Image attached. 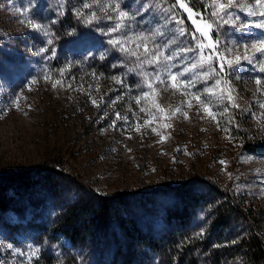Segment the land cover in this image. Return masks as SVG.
I'll use <instances>...</instances> for the list:
<instances>
[{"label": "rangeland", "instance_id": "1", "mask_svg": "<svg viewBox=\"0 0 264 264\" xmlns=\"http://www.w3.org/2000/svg\"><path fill=\"white\" fill-rule=\"evenodd\" d=\"M84 2L0 0V173L41 165L58 171L45 174V194L36 203L19 215L12 209L5 213L8 223L16 225L9 235L0 230V262L253 264L242 259L240 252L236 256L233 249L248 230L244 221L229 214L225 224L216 225L210 207L227 200L228 194L259 222L258 231L264 236V92L258 93L254 82L256 78L264 80V73L258 71L257 62H242L238 71L226 69L238 108L221 100L219 93L202 97L217 113L219 127L203 110L197 112L195 100L188 108L183 104L185 97L173 95L172 89H161L136 105L134 98L146 89L137 87L141 83L139 70L128 71L135 67V58H126L107 44L110 37L105 33L111 21L83 22L77 12L104 15L95 6L84 9ZM202 2L193 0V7L204 11ZM120 3L127 5L132 0ZM141 3L147 7L153 0H136L131 11ZM156 11H142L129 21L132 31L152 29ZM232 11L240 22L259 19L248 16L247 9ZM26 19L43 24L47 35L30 28L23 22ZM183 26L188 33L194 31L191 21ZM174 27L170 24L163 29L165 35L157 43L168 40ZM246 32L259 34L260 30L225 26L214 37L220 35L223 49L233 46V40L248 42ZM184 47H195L190 35L178 37L177 43L165 50L174 57L172 71L196 60L195 52H178ZM105 49L108 55L101 60ZM213 66L218 67L215 62ZM204 70L198 68L191 76ZM113 76L124 83H115ZM218 78L213 75L206 82L197 81L192 91L212 88ZM57 79L65 86L53 88L51 81ZM93 99L99 107L93 105ZM157 104L169 114L179 106L187 111L188 119L177 113L161 121L163 114H158L150 127L136 132L137 122L143 125L151 119L140 107L155 113ZM116 113L127 119H116ZM161 123L171 127L161 128ZM151 127L167 139L160 142ZM210 183L222 194L215 193ZM117 193L123 199L119 198L122 201L114 208L115 214L104 219L86 216L78 242L49 234L40 243L43 252L39 250L30 233V219L39 214H45L46 219L73 209L82 215L92 196L113 198ZM181 200L186 208L178 212ZM12 237L18 241L14 248L9 247ZM34 250H38L35 257L31 256Z\"/></svg>", "mask_w": 264, "mask_h": 264}, {"label": "snow or ice", "instance_id": "2", "mask_svg": "<svg viewBox=\"0 0 264 264\" xmlns=\"http://www.w3.org/2000/svg\"><path fill=\"white\" fill-rule=\"evenodd\" d=\"M135 3L136 0H132V3L127 5H122L120 0H92V2L85 0L83 3L84 9H92L95 6L96 9L104 14L103 17L98 16L96 11H90L87 15L81 11L77 12V15L84 17L83 22L85 24L98 22L102 18L112 22L105 33L110 37L107 44L111 46V49L122 53L126 58H135V67H129L128 71L137 72L139 70L137 74L141 77V83L137 87L146 89L142 90L134 98L136 105H141L142 100H145L151 94H158L161 89L163 91L172 89L173 95L179 93L185 97L183 104L188 108L193 107L192 100H195L196 104L199 105L197 112L199 113V111L203 110L205 116L216 122L219 127L217 113L213 112L210 103L202 99V97L215 96L219 93L221 100H227L230 107L238 108L239 105L235 103L234 89L231 87V80L228 78L226 69L238 71L242 62H247L251 65L256 61L258 71L264 73V0H203L201 8L204 11L195 9L193 0H163V2L161 0H153V3L147 7L144 3H141L133 13L131 8ZM235 8L247 9L248 16L259 17V19L240 22L239 17L233 14L232 10ZM149 9L157 10L154 16V27L148 31H132L131 24L128 22L141 15L142 11L148 12ZM58 14L62 15L63 13L59 12ZM183 14H186L187 18L195 26L194 31L191 33H188L183 26L184 20L181 18ZM23 15L27 16V12L23 13ZM23 22L33 30L44 31V34L47 35L43 24L37 23L32 19H26ZM170 24L175 26L171 29L172 35L163 44L157 43L158 38L165 35L163 29L168 28ZM225 26L240 29L255 28L260 30V33L246 32L244 35L250 38L248 42L237 44L233 40L231 41L233 46H225L222 49L221 37L220 35H215L214 37V33ZM128 32H131V35ZM117 33H120V35H116ZM187 35L191 36L195 47H184L179 49L178 52H195L197 53L196 60L182 70L172 71L174 65L170 61L174 57L166 55L165 50L176 44L178 37ZM48 43L51 44L52 41L49 40ZM41 51H47V49H41ZM107 55L108 49H105L100 53L99 58L103 60ZM213 62L218 67H214ZM113 67H117V65L114 64ZM146 68H152L154 71L148 72L145 70ZM198 68L205 70L197 73L196 76H191V73ZM61 75H63V72H61ZM213 75L219 77L215 80L214 87L207 88L203 92L192 91L196 87L197 81L206 82ZM93 76L95 77V74ZM45 79L51 80V77L45 76ZM111 79L117 84L124 83L121 77L113 76ZM51 82L53 88L65 86L60 79L52 80ZM254 82L257 85L256 91L258 93L264 92V80L256 78ZM32 83L35 84L37 81L33 80ZM68 87H71V85H68ZM92 103L94 106L99 107L95 99L92 100ZM16 106L19 107L18 99ZM155 107L157 109L155 113L143 106L140 107L139 111L146 113L151 119H146L143 125L137 122L134 129L136 132H140L141 128L150 127L158 114H163L159 116L161 121L170 120L177 113L188 119L187 111H183L179 106L173 109L170 114L158 104ZM261 107L264 108V104H261ZM227 110L228 108H225V111ZM116 119L126 120L127 117H121L119 113H116ZM160 127L168 128L171 125L161 123ZM151 130L160 136V142H164L167 139L156 127H151ZM220 163L224 164L225 162L221 161ZM229 178H231V174H229ZM37 252L38 250L32 251L31 256L35 257Z\"/></svg>", "mask_w": 264, "mask_h": 264}, {"label": "trees", "instance_id": "3", "mask_svg": "<svg viewBox=\"0 0 264 264\" xmlns=\"http://www.w3.org/2000/svg\"><path fill=\"white\" fill-rule=\"evenodd\" d=\"M182 17L184 22L190 25L187 15L183 14ZM113 53L115 55L117 54L116 52ZM236 117H238V115H236ZM241 139H245V134L241 135ZM57 172L58 171L54 170L53 166L45 169V165H41L32 169L9 170L0 173V230L3 235L4 233L9 235L10 228L13 227L15 229L16 225L15 223H8V220H6L5 213L7 210L12 209L19 215L28 205L36 203V201L45 194V174H58ZM209 186L215 193L222 194L221 189L213 184L210 183ZM225 195L227 200L221 201L219 204H214L210 207L212 221L216 225L219 223L223 225L229 214H234L241 222L244 221L243 224L247 226L248 230L244 237H241L240 241L233 246L236 256L240 252V256H242V259L245 261L253 264H263L264 236L258 231L260 226L259 222L251 217L242 205L233 199H229L228 194ZM92 197V203L86 204L90 206L87 208L83 206L82 215L78 210L73 209L67 213H58L53 217H46V219L45 214H39L37 217L30 219L29 224L32 226L30 233L33 235V239L38 241L39 247L41 241L45 240V235L49 234H59L61 237H65L70 241L78 242L82 233L81 227L83 223H85L83 221L86 216L88 217L90 215L92 218L99 217L101 219L108 218L111 214H115L114 208L117 207L123 199L121 193L115 194L113 198ZM181 201H183V205H180L178 212L186 208V206H184L186 205V203H184L185 200ZM126 202H129V200H126ZM45 224H47V228H45ZM15 231H17V229ZM9 243L12 248H14L17 246L18 241L16 238L12 237ZM39 250L43 252L42 246ZM1 262L0 264H2Z\"/></svg>", "mask_w": 264, "mask_h": 264}]
</instances>
